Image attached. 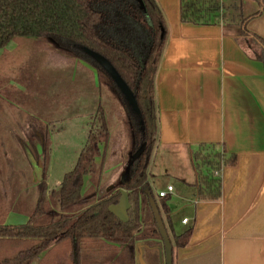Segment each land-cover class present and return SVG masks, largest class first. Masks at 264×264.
Segmentation results:
<instances>
[{"label":"trees","instance_id":"trees-1","mask_svg":"<svg viewBox=\"0 0 264 264\" xmlns=\"http://www.w3.org/2000/svg\"><path fill=\"white\" fill-rule=\"evenodd\" d=\"M141 1L142 7L135 0H0V48L28 37L89 64L121 121L120 130L111 133L108 119L101 116L98 131L88 136L59 187L47 193L48 126L27 112L22 115L15 138L24 155L41 161L42 173L26 223L0 220V264H134L136 241L161 238L149 203L153 198L161 215V204L150 189L149 164L158 140L155 77L167 25L156 0ZM222 9L220 0H181L180 19L220 22ZM131 22L144 34L143 42L133 37L128 28ZM260 42L264 50V41ZM83 49L101 55L114 67L133 93L137 114L113 78ZM192 159L197 196L218 198L220 179L214 171L229 159L219 152L202 151L193 152ZM85 176L92 183L83 192ZM120 189L128 193L131 204L126 222L108 210L118 202ZM159 198L160 203L167 199ZM189 232L173 236L175 246L183 245Z\"/></svg>","mask_w":264,"mask_h":264},{"label":"crops","instance_id":"crops-1","mask_svg":"<svg viewBox=\"0 0 264 264\" xmlns=\"http://www.w3.org/2000/svg\"><path fill=\"white\" fill-rule=\"evenodd\" d=\"M156 1L167 36L155 77L150 189L162 205L172 264H264V0H220L236 5L235 19L210 23L181 21V0ZM82 67L95 79L92 66ZM72 75L75 83L76 68ZM195 151L229 159L214 171L216 199L197 196ZM167 186L160 203L157 192ZM187 230L175 246L173 236ZM159 245L160 238L136 241L134 264H163L152 254L162 253Z\"/></svg>","mask_w":264,"mask_h":264},{"label":"rangeland","instance_id":"rangeland-1","mask_svg":"<svg viewBox=\"0 0 264 264\" xmlns=\"http://www.w3.org/2000/svg\"><path fill=\"white\" fill-rule=\"evenodd\" d=\"M235 11L234 3L223 4L221 20L233 21ZM129 27L133 37L143 42L140 28L132 22ZM83 51L91 56L87 49ZM82 63L87 64L63 55L45 41L28 37H19L0 48V220L5 218L6 224L26 223L27 214L35 204L36 186L42 173L41 161L24 155L17 142L19 138L14 135L25 112L48 126L47 193L59 187L88 136L98 131L101 116L108 119L111 133L114 129L120 130L121 121L112 111L115 104L99 87L96 76L95 79L89 77L83 70ZM74 68L75 83L72 81ZM130 109L134 111L131 106ZM35 144L37 146L38 142ZM83 183L84 192L92 180L85 176ZM159 248L162 253L153 251L152 254H160L164 264L161 238Z\"/></svg>","mask_w":264,"mask_h":264},{"label":"water","instance_id":"water-1","mask_svg":"<svg viewBox=\"0 0 264 264\" xmlns=\"http://www.w3.org/2000/svg\"><path fill=\"white\" fill-rule=\"evenodd\" d=\"M139 4L140 7H142V1L141 0H135ZM84 50V49H83ZM88 50V49H87ZM91 53L90 57L93 61L97 62L100 66L104 68V70L113 78L116 86L120 90V92L124 95L125 99L127 100V103L131 108L134 109L133 113L137 114L138 109L136 106V102L133 96V93L131 90L127 87L125 82L121 79L117 71L114 69V67L107 61L105 58H103L101 55L88 50ZM85 53V52H84ZM86 54V53H85ZM120 84L121 86H119ZM120 197L117 203L111 204L108 207V210L116 216L120 221L126 222L128 220V214L127 210L130 208V202H129V197L128 193L120 189ZM150 207L152 209L154 219L156 222V226L158 228L162 243H163V249H164V257H165V264H172V244L170 241V238L168 236V233L165 229V226L163 224L161 215L159 213V210L157 208V205L155 204L153 198L149 199ZM74 263H76V251H75V246H74Z\"/></svg>","mask_w":264,"mask_h":264},{"label":"built area","instance_id":"built-area-1","mask_svg":"<svg viewBox=\"0 0 264 264\" xmlns=\"http://www.w3.org/2000/svg\"><path fill=\"white\" fill-rule=\"evenodd\" d=\"M172 190V186H167L164 190H159L157 192L158 197H165L168 193V191ZM183 221H186V218L183 219Z\"/></svg>","mask_w":264,"mask_h":264}]
</instances>
